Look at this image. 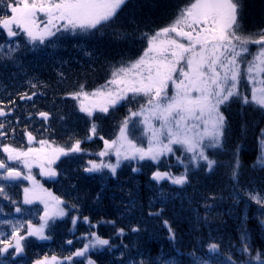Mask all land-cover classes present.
I'll return each mask as SVG.
<instances>
[{"label":"trees","instance_id":"obj_1","mask_svg":"<svg viewBox=\"0 0 264 264\" xmlns=\"http://www.w3.org/2000/svg\"><path fill=\"white\" fill-rule=\"evenodd\" d=\"M191 2L194 0H127L115 18L94 35L58 33L59 39L50 38L52 43L46 41L43 45L33 46L23 33L8 38L6 31L0 29V44L5 45V52L9 45L15 49L11 60L0 53V109L6 113L0 123L5 125L4 131L14 127L3 132L2 144L25 150L31 133L34 139L30 147L46 140L57 148H68L81 140L83 149L57 159L51 165L56 176L36 177L42 188L64 202L66 211L65 216L45 229L49 239L27 236L22 241L24 256H15L10 248L0 253V264H35L53 256L56 260L71 256L69 264H88L89 259L95 264H152L173 255L181 264H190L189 254L194 251L206 258L214 255L208 253L210 243L220 244L221 252L227 255L232 251L234 258L240 259L242 232L248 235L253 255L257 250L264 252V207L247 195L252 192L264 196V168L257 164L263 155L264 110L253 105L233 100L221 106L227 120L223 147L207 150L216 163L211 171L203 161L198 168L190 165L184 185L152 178L157 170L173 175L184 172L176 160L180 152L162 156L159 163L149 159L122 161L115 175L108 169L85 171L89 160L112 162L110 151L105 157L96 154L105 149V140L117 139L122 122L130 115L129 109L136 111L144 98L121 101L107 113L94 112L90 117L79 110L70 93L80 91L81 85L86 92L104 85L116 67L142 55L147 46L142 34L151 35L170 25ZM240 3L242 30L254 34L264 30V0ZM8 11L0 5V15ZM116 33L125 34L126 38ZM256 47L251 45V51ZM33 84L37 86L34 88ZM248 87L245 81L241 82L242 91ZM24 94L31 99H22ZM41 112L47 113V118H39ZM93 124L95 135L90 131ZM129 126L133 135L138 134V127L133 130L131 122ZM237 162L238 178L234 180L232 172ZM21 186L22 182L0 181L8 197L0 195V220L23 223L20 234L26 235L27 222L38 225L41 206L20 204ZM17 207L21 212H16ZM120 228L124 229L123 235L118 234ZM132 228L139 231L133 232ZM11 231L9 225H0L5 236ZM90 232L108 239L110 244L91 248L84 256H74L90 239ZM173 235L175 238L171 239Z\"/></svg>","mask_w":264,"mask_h":264},{"label":"snow or ice","instance_id":"obj_2","mask_svg":"<svg viewBox=\"0 0 264 264\" xmlns=\"http://www.w3.org/2000/svg\"><path fill=\"white\" fill-rule=\"evenodd\" d=\"M126 3L127 0H0V5L9 10L0 15V29L6 31L8 38L23 33L33 46L37 42L41 45L46 41L52 43L50 38L59 39L58 33H70L74 36L94 35L105 28ZM240 8V0H194L177 13L170 25L151 35L142 34L147 40L142 55L116 67L111 73L112 78L106 85L101 86V89L89 94L83 91L81 85L80 91L70 93L73 99L83 97L80 100V111L90 117L94 110L107 113L121 101L144 98V103L136 111L129 109L130 115L122 122L117 139L105 140V149L96 154L105 157L111 150L116 157L115 162L89 160L86 172L108 169L115 175L122 161L139 162L149 159L159 163L162 156L176 155L177 152H180V155L176 156L177 163L183 165L184 172L173 175L170 171L157 170L152 174L154 180L159 182L168 179L172 184L184 185L188 182L189 166L198 168L201 161L206 162L208 171L212 170L216 161L209 158L207 150L223 147L227 130V120L221 106L237 100L242 105H253L264 110V30L255 34L244 32L239 22ZM116 35L126 38L122 33ZM251 45L258 46L254 52L251 51ZM14 51L9 45L5 52V45L0 44V53H3L6 59L11 60V53ZM242 81L249 86L247 91L241 90ZM36 86L32 85L34 88ZM21 98L31 99L27 94ZM5 115V111L0 109V116ZM39 115L44 118L48 116L45 112ZM134 117L139 119L133 120ZM130 122L133 130L139 127L141 134L147 136L146 148L129 138ZM4 127L5 125L0 123V129ZM90 131L93 135L96 134L95 124ZM4 134L0 132V135ZM33 139L31 133H28L29 142ZM39 143V149L29 148L27 152L8 145H3L2 150L8 154V161L23 158L26 167H30L29 157L47 159L48 163L52 164L60 155L83 151L82 141L76 140L68 148H54L49 157L44 147L48 141L40 140ZM261 143L264 145V139ZM257 164L264 168V155L258 157ZM238 168L237 162L232 172L234 180L238 178ZM0 170H4L0 172V180H15L21 176L20 171L4 160H0ZM132 170L138 171L137 168ZM42 172L53 177L57 175L51 167L42 169ZM24 179L30 177L26 176ZM24 193L25 204H31L35 199L44 203V215L40 217L43 222L39 226L27 222L26 235H21L23 223L17 222V227V223L11 220H0V225L7 224L12 229L7 236L0 232V236L4 237L0 239V245H3L0 247V253H6L10 248H14L16 253L23 252L22 241L27 236H36L41 240L49 239L44 234L48 222L66 215L65 208L61 207L64 202L51 196V193L47 194L54 202L51 204L49 200L37 194L35 189L30 193V190L25 188ZM0 195L8 198L3 187H0ZM247 195L249 199L264 207V196L252 192ZM16 212H21V208L17 207ZM84 219L87 221L88 218ZM164 223L167 225V221ZM261 224L264 225V220H261ZM131 231L137 232L139 229L132 228ZM169 231H172L170 227ZM118 234L123 235L124 229H118ZM89 236L88 243L73 253L74 256L81 257L90 248L110 244L108 239L101 238L95 232H90ZM170 238L175 237L173 235ZM68 243L71 244L72 241ZM208 253L214 255L206 258L204 254L196 255L195 251L190 253V264H264V252L257 250L253 255L246 232L241 235L240 259L234 258L232 251L225 255L220 251L218 243H210ZM71 258L67 257L69 260ZM56 259L55 256L51 257V261ZM35 264H49V261L45 257L44 260H37ZM88 264L95 262L89 259ZM139 264H144V261ZM152 264L181 262L173 255L171 259L161 257Z\"/></svg>","mask_w":264,"mask_h":264},{"label":"rangeland","instance_id":"obj_3","mask_svg":"<svg viewBox=\"0 0 264 264\" xmlns=\"http://www.w3.org/2000/svg\"><path fill=\"white\" fill-rule=\"evenodd\" d=\"M43 25H41V27H42ZM37 43H39V42H37ZM258 47V46H257ZM256 47V48H257ZM256 48H255V50H256ZM254 50V51H255ZM253 51V52H254ZM250 58V57H249ZM112 78V77H111ZM110 78V79H111ZM109 79V80H110ZM108 80V81H109ZM104 85H106V83L104 84ZM103 86V85H102ZM109 87H111V86H109ZM98 89H101V86L100 87H98V88H96V89H94V90H92V91H90V92H88L89 94H91L92 92H94V91H96V90H98ZM106 90V89H105ZM81 99H83V97H80L79 99H76V102H77V106H78V108H79V110H80V100ZM90 99H92V97L90 96ZM94 112H100L98 109L97 110H94L93 111V113ZM82 113H85V112H82ZM85 114H87V113H85ZM137 119H139V118H136V117H134V120H137ZM130 124V123H129ZM139 128V127H138ZM119 134H120V132H119ZM119 134H118V136H119ZM129 138L130 139H133V141L135 142V143H137L139 146H143V147H147V145H148V139H147V136H144V135H142L141 134V131H140V128H139V131H138V134H135V135H133V132L131 131V128H130V126H129ZM264 146V145H263ZM41 147V145H40V143H35V144H33V146L32 147H30V148H33V149H39ZM45 152L48 154V156L49 157H51V155L53 154L52 153V150L54 149V148H57V147H55V146H53L52 144H50V143H48V144H46L45 146ZM174 147H176V146H174ZM264 148V147H263ZM19 151H21V150H19ZM28 150H26V151H23V152H27ZM110 153H111V155H112V157L114 158L113 160H112V162L114 163L115 162V160H116V157H115V155H114V153L110 150ZM263 153V155H264V152H262ZM61 156H64V155H60L59 156V158L61 157ZM58 158V159H59ZM57 160V159H56ZM56 160H55V162H56ZM11 163H17L20 167H21V169L22 170H20L21 171V173L26 177H30V179H26L25 180V185L23 186V188H22V195H21V198H20V204H23L24 203V197H25V193H24V189L25 188H27V189H29L30 190V193H31V190H33V189H35V191H36V193L37 194H39V195H41V196H43L44 197V199H46V200H49V202H50V204L51 203H54L53 201H51L50 200V197H48V193H51L49 190H47V189H45V188H42L41 187V185H40V183H39V180L38 179H36V177H38V175L39 176H46L43 172H42V169H44V170H47L49 167H51L52 168V164H54V163H52V164H49L48 163V160L47 159H35V158H33V157H29V164H30V167H26L25 166V164H24V159L23 158H21L20 160H14V161H10ZM105 162H107V160H105ZM34 181H35V183H34ZM51 196H53L52 194H51ZM54 197V196H53ZM22 202V203H21ZM31 204H39L40 206H41V216H42V213H44V203H42L41 202V200L40 199H35L34 201H33V203H31ZM30 204V205H31ZM27 205V204H26ZM61 207H62V205H61ZM40 216V217H41ZM60 217H57V218H55V220H57V219H59ZM40 220V219H39ZM54 220V221H55ZM54 221H49L48 222V227L50 226V224H52ZM43 221H39V223H38V225H36V226H39V224L40 223H42ZM47 227V228H48ZM46 229V228H45ZM34 237H36V236H34ZM88 241H89V239L88 240H86L85 241V243H84V245L85 244H87L88 243ZM98 247H100V246H98ZM91 249V248H90ZM49 261V264H66V262H68L67 264H69V259H62V260H56V261H51V260H48Z\"/></svg>","mask_w":264,"mask_h":264},{"label":"flooded vegetation","instance_id":"obj_4","mask_svg":"<svg viewBox=\"0 0 264 264\" xmlns=\"http://www.w3.org/2000/svg\"><path fill=\"white\" fill-rule=\"evenodd\" d=\"M0 117H3V116H0ZM14 127H12V126H10L7 130H5L4 131V128L3 129H0V132H7V131H9L10 129L12 130ZM14 132V131H13ZM1 137H2V135H0V160H4L6 163H8L11 167H13V168H15L17 171H19V170H22L21 169V167L17 164V163H11L10 161H8L7 160V153H4L3 152V150H2V148H3V145H5V144H2V141H1ZM27 141H28V146H27V149H25V150H21V151H26V150H28L29 148H30V143L31 142H29V140H28V137H27ZM4 170H0V172H3ZM21 172V171H20ZM23 175V174H22ZM23 177H25L24 175H23ZM25 180L26 179H24L23 178V180H21V181H18V182H6L5 180H0V181H3L5 184H15V183H20V182H22V184H23V186L25 185ZM23 186H21V191H22V188H23ZM22 203V202H21ZM24 205H25V203H23ZM22 204V205H23ZM15 209V208H14ZM43 214L44 213H42V216H43ZM14 249V248H13ZM23 250H24V248H23ZM25 253V252H24ZM14 255L16 256V252H15V250H14Z\"/></svg>","mask_w":264,"mask_h":264},{"label":"water","instance_id":"obj_5","mask_svg":"<svg viewBox=\"0 0 264 264\" xmlns=\"http://www.w3.org/2000/svg\"><path fill=\"white\" fill-rule=\"evenodd\" d=\"M39 118H42V116H40L39 115ZM87 173H90V172H87ZM23 175H22V173H21V176L19 177V178H17V179H15V180H5L6 182H18V181H21V180H23ZM44 215V214H43ZM24 250H23V252H20V253H16V255L17 256H19V257H23L24 256Z\"/></svg>","mask_w":264,"mask_h":264}]
</instances>
